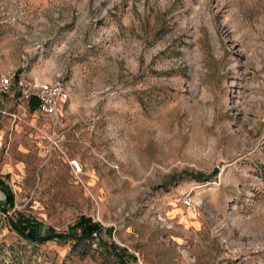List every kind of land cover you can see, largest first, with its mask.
<instances>
[{
  "label": "rangeland",
  "instance_id": "obj_1",
  "mask_svg": "<svg viewBox=\"0 0 264 264\" xmlns=\"http://www.w3.org/2000/svg\"><path fill=\"white\" fill-rule=\"evenodd\" d=\"M7 72L69 99L54 124L0 97V264H264V0H0Z\"/></svg>",
  "mask_w": 264,
  "mask_h": 264
},
{
  "label": "trees",
  "instance_id": "obj_2",
  "mask_svg": "<svg viewBox=\"0 0 264 264\" xmlns=\"http://www.w3.org/2000/svg\"><path fill=\"white\" fill-rule=\"evenodd\" d=\"M30 110H35L38 108L36 101L32 100L29 103ZM0 192L3 194L4 199L0 202V212L7 215L9 211L14 208L15 196L11 187L0 177ZM7 221L16 234L20 237L37 241L39 243H45L49 241H75L82 242L90 240L94 235L99 236L103 228L100 223L94 222L92 218L86 216H80L74 225L70 226L66 233H57L52 228L43 229L42 225L37 223L31 218H26L25 216L18 214L17 217H7ZM34 230V234L31 233ZM111 229L106 230L110 232ZM107 249L114 253V255L123 261V257L120 253L116 251V247L112 244L105 245Z\"/></svg>",
  "mask_w": 264,
  "mask_h": 264
},
{
  "label": "built area",
  "instance_id": "obj_3",
  "mask_svg": "<svg viewBox=\"0 0 264 264\" xmlns=\"http://www.w3.org/2000/svg\"><path fill=\"white\" fill-rule=\"evenodd\" d=\"M15 95L23 102L36 101L38 113L44 118H49L54 124H58V112L68 101L69 95L61 84L40 82L24 76H18L15 72L0 73V97ZM75 172L80 173L78 163L72 165ZM183 202L195 209V204L189 196L184 197Z\"/></svg>",
  "mask_w": 264,
  "mask_h": 264
},
{
  "label": "crops",
  "instance_id": "obj_4",
  "mask_svg": "<svg viewBox=\"0 0 264 264\" xmlns=\"http://www.w3.org/2000/svg\"><path fill=\"white\" fill-rule=\"evenodd\" d=\"M4 97H6V98H16V96L15 95H9V96H4ZM26 103V105L28 106V108H29V110H30V107H29V103H27V102H25ZM31 112H33V113H38V111H37V109H35V110H30ZM1 193V192H0ZM2 194V193H1ZM3 195V194H2ZM4 197V196H3ZM4 199V198H3ZM3 201V200H2ZM2 201H0V202H2Z\"/></svg>",
  "mask_w": 264,
  "mask_h": 264
}]
</instances>
